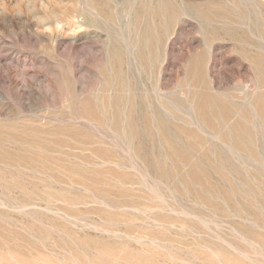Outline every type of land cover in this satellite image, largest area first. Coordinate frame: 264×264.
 Instances as JSON below:
<instances>
[{
	"label": "rangeland",
	"instance_id": "obj_1",
	"mask_svg": "<svg viewBox=\"0 0 264 264\" xmlns=\"http://www.w3.org/2000/svg\"><path fill=\"white\" fill-rule=\"evenodd\" d=\"M262 105L264 0H0V252L264 264Z\"/></svg>",
	"mask_w": 264,
	"mask_h": 264
},
{
	"label": "bare ground",
	"instance_id": "obj_2",
	"mask_svg": "<svg viewBox=\"0 0 264 264\" xmlns=\"http://www.w3.org/2000/svg\"><path fill=\"white\" fill-rule=\"evenodd\" d=\"M261 109H262V112L264 113V105L261 106ZM200 113L204 115L205 119L208 121V122H211L213 121V114H209L207 112V106H206V103L205 102H202L201 103V108L199 109ZM213 124V123H212ZM44 149V148H43ZM33 157V156H32ZM3 158V157H2ZM31 158V156H30ZM1 159V158H0ZM37 159V158H36ZM32 160V158H31ZM31 162V161H30ZM34 162V161H33ZM42 162V161H40ZM34 164V163H33ZM39 164V162H38ZM35 165V164H34ZM41 166H43L41 164ZM44 168H45V165H44ZM74 170V169H72ZM69 171V170H68ZM84 180V179H83ZM87 183V182H86ZM12 252V251H11ZM11 252H0L1 254V258L0 259H3L4 261H7V264H39L37 262L36 259L34 258H27V257H24V256H21L17 253H11ZM40 260V259H39ZM3 262V261H2ZM58 262V261H57ZM49 264H54L53 262H47ZM1 264V262H0ZM60 264V263H59ZM239 264V263H238Z\"/></svg>",
	"mask_w": 264,
	"mask_h": 264
}]
</instances>
